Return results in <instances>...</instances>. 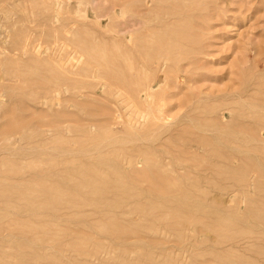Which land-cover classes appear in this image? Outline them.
I'll return each mask as SVG.
<instances>
[{
	"label": "rangeland",
	"instance_id": "374dc122",
	"mask_svg": "<svg viewBox=\"0 0 264 264\" xmlns=\"http://www.w3.org/2000/svg\"><path fill=\"white\" fill-rule=\"evenodd\" d=\"M0 264H264V0H0Z\"/></svg>",
	"mask_w": 264,
	"mask_h": 264
},
{
	"label": "bare ground",
	"instance_id": "6f19581e",
	"mask_svg": "<svg viewBox=\"0 0 264 264\" xmlns=\"http://www.w3.org/2000/svg\"><path fill=\"white\" fill-rule=\"evenodd\" d=\"M145 2L147 3V1H145ZM146 3H145V4H146ZM11 12H12V11H11ZM53 14H54V13H53ZM123 14H124V11H123ZM125 14H126V12H125ZM125 14H124V15H125ZM123 19H124V18H123ZM128 22H130V21H128ZM131 23H136V22H130V24H131ZM138 23H139V22H138ZM34 24H35V23H34ZM123 24H124V23H123ZM136 24H137V23H136ZM136 24H133V25H136ZM125 25H126V24H124L123 27H124ZM127 25H128V24H127ZM137 25H138V24H137ZM139 25H140V24H139ZM46 26H47V25H46ZM38 27H39V26H38ZM127 29H128V28H127ZM135 29H136V28H135ZM125 30H126V29H125ZM125 30H124V31H125ZM131 30H132V29H131ZM124 31H122V33H123ZM127 32L129 33V31L126 30V31H125V37H124V38H127V34H128ZM56 33H57V32H56ZM21 35H22V34H21ZM25 35H26V34H25ZM55 35H56V34H55ZM123 36H124V35H123ZM131 36H132V35H131ZM15 39H16V38H15ZM21 39H22V38H21ZM26 40H27V39H26ZM31 40H32V39H31ZM29 42H30V41H29ZM33 42H34V41H33ZM56 42H57V41H56ZM59 42H60V41H59ZM59 42H58V43H59ZM53 43H54V42H53ZM35 46H36V45H35ZM25 47H26V46H25ZM1 48H2V47H1ZM26 48H27V47H26ZM28 48H29V47H28ZM56 50H57V49H56ZM28 51H29V50H28ZM28 51L26 50V52H28ZM79 53H81V52H79ZM9 55H10V54H9ZM37 55H38V54H37ZM79 56H80V55H79ZM11 57H12V56H11ZM20 58H21V57H20ZM125 58H126V57H125ZM126 60H127V59H126ZM72 61H73V60H72ZM130 61H131V60H130ZM16 62H17V60H16ZM49 62H50V61H49ZM64 62H65V61H64ZM6 63H7V62H6ZM124 63H125V62H124ZM62 64H63V63H62ZM131 64H132V63H131ZM79 65H80V64H79ZM89 65H90V64H89ZM92 65H93V64H92ZM126 65H127V64H126ZM70 66H71V65H70ZM129 66H131V65H129ZM71 67H72V66H71ZM13 68H14V67H13ZM68 68H69V67H68ZM85 69H86V68H85ZM61 70H62V67H61ZM136 70H137V69H136ZM93 72H94V71H93ZM68 73H69V72H68ZM62 74H63V73H62ZM121 96H122V95H121ZM128 100H129V99H128ZM126 102H127V101H126ZM102 113H103V112H102ZM35 118H36V117H35ZM25 119H26V118H25ZM120 119H121V118H120ZM113 121H114V120H113ZM147 177H148V176H147ZM150 177H151V176H150ZM164 179H165V178H164ZM55 188H57V186H56ZM58 189H59V187H58ZM59 191H60V190H59ZM65 193H66V192H64V193L61 194V195L59 194V195L62 196V195H65ZM67 193H68V192H67ZM57 194H58V193H57ZM68 194H69V193H68ZM69 195H73V193H72V194L70 193Z\"/></svg>",
	"mask_w": 264,
	"mask_h": 264
}]
</instances>
